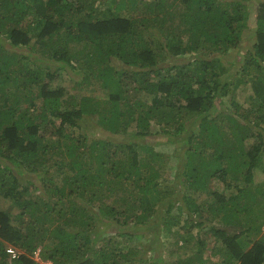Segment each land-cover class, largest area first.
I'll use <instances>...</instances> for the list:
<instances>
[{
	"label": "trees",
	"instance_id": "1",
	"mask_svg": "<svg viewBox=\"0 0 264 264\" xmlns=\"http://www.w3.org/2000/svg\"><path fill=\"white\" fill-rule=\"evenodd\" d=\"M247 1L0 0V198L17 208H0V264H40L36 247L52 264H264V0L241 63L222 59Z\"/></svg>",
	"mask_w": 264,
	"mask_h": 264
},
{
	"label": "rangeland",
	"instance_id": "2",
	"mask_svg": "<svg viewBox=\"0 0 264 264\" xmlns=\"http://www.w3.org/2000/svg\"><path fill=\"white\" fill-rule=\"evenodd\" d=\"M260 0H249V1H247V5L249 6V8H250V11H251V15H250V17L248 18V26H247V28L245 29V33H244V35H243V38L241 39V41L239 42V44L237 45V47H236V49H230L229 50V52L227 53V54H223L222 55V59H225L226 61H227V59H229V62H228V64L232 67V64H231V61L233 60L234 62H235V64L238 66V64H240L241 63V61H242V58H243V56H244V50L246 49V47L248 46V45H250L251 43H252V39H253V37H254V34H252L253 33V29H254V16H253V13H254V11H255V5H256V3L257 2H259ZM25 51L27 50V49H24ZM235 58V59H234ZM175 59L176 60H181L182 58H181V56H177V57H175ZM230 72H232V70H228V71H225L224 72V74H223V76H222V81H225V80H227V79H229L230 78V76H231V73ZM80 74H74L73 75V77L75 78V79H77L78 78V76H79ZM66 82H68V84H72L73 83V80L72 81H70L69 80V78L67 77V76H65L64 77V83H66ZM250 92V88H249V86H247L246 84H241L240 85V87L239 88H237L236 89V91H235V94H234V98L235 99H237L238 101H243L245 98V96L247 95V93H249ZM231 94H230V92L229 93H227L225 96H223V98H224V104L225 105H228V104H230V101H229V97H231L230 96ZM128 130H129V128H128ZM127 130V131H128ZM160 134H161V132H160ZM160 134L157 132V133H150V134H148V137L150 138V140H153V141H155L154 143H155V146H156V148H158V149H164V150H170V152L171 151H174L172 148H173V146L171 145V144H169V143H166V141H164L165 140V138H158L159 136H160ZM120 136V135H119ZM147 136V135H146ZM154 136V137H153ZM125 138H128V137H125ZM132 139H134V140H136V141H139V140H141V141H146V139H144V138H141V137H139V136H136L135 138H132ZM162 144V145H161ZM173 145H175L176 146V144H173ZM123 149L122 148H120V150H119V155L121 154V151H122ZM264 155V154H263ZM262 159H264V158H262ZM262 164V163H261ZM170 165H171V163H170ZM253 178H254V181H255V184H260L261 186H262V188L264 189V175H263V172H262V168H260V167H255L254 168V174H253ZM174 179V178H173ZM174 180H176V179H174ZM34 181L36 182L37 181V178H34ZM172 183H173V180H172ZM180 188L178 187L177 188V191L179 190ZM5 207H8V208H10V210H12V211H16L17 210V208H16V206L14 205V203L11 201V200H9V199H3V198H0V208H5ZM107 230H105V232H106ZM206 246H208V249L210 248V246H211V240L210 241H208L207 243H206ZM142 247L144 248V249H147L148 247H149V243H144L143 245H142ZM159 250V252L161 251L160 249H158ZM3 264H16V263H12L11 262V260L10 261H7L6 263L5 262H3Z\"/></svg>",
	"mask_w": 264,
	"mask_h": 264
},
{
	"label": "built area",
	"instance_id": "3",
	"mask_svg": "<svg viewBox=\"0 0 264 264\" xmlns=\"http://www.w3.org/2000/svg\"><path fill=\"white\" fill-rule=\"evenodd\" d=\"M6 251L9 253L10 258H12V257H16V256H18V254H19V250H17V249H16L14 246H12V245H7V246H6ZM33 255H34V258H35L37 261H39V263H41V264H51V262H50L49 260H42V259L40 258V255H39V247L33 250Z\"/></svg>",
	"mask_w": 264,
	"mask_h": 264
},
{
	"label": "clouds",
	"instance_id": "4",
	"mask_svg": "<svg viewBox=\"0 0 264 264\" xmlns=\"http://www.w3.org/2000/svg\"><path fill=\"white\" fill-rule=\"evenodd\" d=\"M36 248H38V247H36ZM36 248H35V249H36ZM39 252H40V247H39ZM39 255H40V254H39ZM50 262H51V261H50ZM40 264H41V263H40Z\"/></svg>",
	"mask_w": 264,
	"mask_h": 264
},
{
	"label": "crops",
	"instance_id": "5",
	"mask_svg": "<svg viewBox=\"0 0 264 264\" xmlns=\"http://www.w3.org/2000/svg\"><path fill=\"white\" fill-rule=\"evenodd\" d=\"M52 264V263H51Z\"/></svg>",
	"mask_w": 264,
	"mask_h": 264
}]
</instances>
